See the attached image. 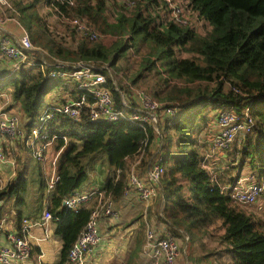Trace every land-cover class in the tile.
Masks as SVG:
<instances>
[{"label": "trees", "instance_id": "1", "mask_svg": "<svg viewBox=\"0 0 264 264\" xmlns=\"http://www.w3.org/2000/svg\"><path fill=\"white\" fill-rule=\"evenodd\" d=\"M74 1V5L61 4L56 0L37 2L58 7L67 16L72 13L85 17L105 34L114 33L116 28L125 31L130 27L132 34L143 32V44L154 45L158 57L169 60L178 77L201 85L187 87L170 98L177 101L178 104L172 105L182 112L176 121L166 126L174 130L169 140L162 131L161 136L156 137L153 127L145 131L124 121L116 124L91 122L87 118L75 121L53 112L49 128L52 135L58 136V149L65 148V151L57 167L58 181L54 188L49 191V186L42 185L40 192L45 194L46 186L50 193L48 210L58 218L55 234L63 242L58 264H70V250L91 218L92 205L78 213L63 207L64 199L81 190L88 178L83 160L100 152L108 154L109 163L116 171L102 189L119 202L124 198L128 184V176L123 173L127 160L137 155L145 141L149 139L150 147L156 138L162 143L164 154L161 158L165 169L158 205L162 204L163 221L171 231L176 236L185 233L191 237L209 235L213 238V233L209 231L217 227L222 231L216 240L217 245L228 252L231 264H264V190L259 214H249L240 208L230 196L222 193L220 186L201 166L208 141L205 139L202 142L193 136L199 132L197 128L201 121H204L206 129L211 128L215 115L211 118L206 115L205 110L209 106L215 112L224 106L234 108L238 114L249 110L255 121V128L250 134L258 137L255 142L248 137L241 167L247 165L259 183H264V0H188L187 7L211 25L212 30L206 36L199 35L190 25L172 20L163 27L159 16L152 17L147 13L148 6H158V0H150L146 7L140 8L132 17V25L125 16L112 24L106 15V1ZM67 30L72 32L68 27ZM30 32L33 43L45 46L51 55L62 60L105 63L114 54L112 64H116L127 48V44L108 48L86 39L71 49L54 42L45 43L38 38L36 31L31 29ZM177 53L191 54L192 57H178ZM154 65L153 59H147L144 70H150ZM60 82L50 81L41 72L21 70L9 76L0 88L12 87L13 98L20 102L30 131L43 114V96ZM202 83L207 85L202 87ZM72 89L70 96L77 97L76 90ZM111 89L120 107L121 96L114 86ZM203 131L204 128L200 129V133ZM69 137L78 142L72 139L66 143ZM15 182L0 190V201L13 196L17 198L16 203L25 201L24 194L29 186L27 179L19 173ZM143 256L145 264H150L144 252Z\"/></svg>", "mask_w": 264, "mask_h": 264}, {"label": "built area", "instance_id": "2", "mask_svg": "<svg viewBox=\"0 0 264 264\" xmlns=\"http://www.w3.org/2000/svg\"><path fill=\"white\" fill-rule=\"evenodd\" d=\"M61 4L74 5V0H56ZM106 2L124 3L132 6L131 0H103ZM167 6H170L167 4ZM58 7H56L57 9ZM14 9L8 0H0V58L10 62V76L18 71L31 70L35 73L41 72L50 81H61L76 90L77 97L58 98L51 107H47L37 124L27 133L25 143L32 152L33 157L43 167L49 166L48 173L51 174L48 181L49 191L54 188L58 181L57 167L63 155V148L58 150L49 161V150L58 136L51 134L49 124L54 118L53 112L62 114L75 121L87 118L91 122L116 124L121 121L128 122L136 128L144 129L153 127L159 136L162 123L171 125L181 110L172 104H164L155 100L149 92L133 86L124 81L118 85L115 81L110 84L111 79L106 75H113L111 67L105 63H95L89 60H62L51 55L49 51L34 45L30 31L20 22ZM62 16V15H61ZM171 20L180 24H188L179 9L170 11ZM15 26L20 30L16 35L9 28ZM67 27L76 29L79 35L91 41L102 38L101 33L93 26L78 19L67 21ZM110 80V81H109ZM114 89L121 96L120 107L114 97ZM130 89V94L126 90ZM73 90V89H72ZM255 121L249 110L243 114H237L232 107L220 108L215 113V119L207 134L213 133L211 141H208L201 166L208 171L212 181L216 180L217 174L211 167L215 154L229 149L239 134L253 133ZM0 133L9 139L16 140L23 134L19 114L6 113L0 109ZM148 134H146L147 136ZM66 139V138H65ZM149 145V139L145 141L137 153L143 147ZM159 158L150 167L148 179L144 180L139 173L132 171L128 174V184L124 190V196L134 193L138 198L148 205L157 198L158 186L163 179L165 169ZM7 165L12 167L15 174L16 163L8 157V153L0 144V190L7 186L3 185L1 174ZM119 174L120 171L118 170ZM255 175L246 173L233 187V197L245 205H254L261 192ZM93 204L91 218L85 230L74 243L69 253L70 264H90L88 257L97 249L102 237L99 223L103 219H118L120 212L115 208V202L111 194L102 188L95 187L91 190H76L63 201V207L71 212L78 213L82 208ZM58 222V218L47 209L40 221L31 222L24 219L22 227L17 233L8 235V245H0V264H24L31 256L32 241L41 244L52 237V225ZM44 230L43 237H36L33 233L35 227ZM145 244L143 252L150 264H177L183 252H181L180 240L168 227L163 226L156 229L147 223L145 232ZM186 243L188 235L184 234Z\"/></svg>", "mask_w": 264, "mask_h": 264}, {"label": "rangeland", "instance_id": "3", "mask_svg": "<svg viewBox=\"0 0 264 264\" xmlns=\"http://www.w3.org/2000/svg\"><path fill=\"white\" fill-rule=\"evenodd\" d=\"M37 1L38 0H8L15 11L13 14L17 15L20 22L29 31L31 29H33V31H36L40 40H43L45 43L54 42L58 45L74 49L82 40L87 39L86 37L75 32L70 33L67 30L68 19L65 16H61L55 7L46 4V2ZM148 1L150 0H131V2H134L132 6H128L127 4L118 2H106V15L112 24H116L121 16H125L126 18L130 19L132 25L134 23L132 19L133 15H135V13H137L140 8L146 7ZM164 4H169L170 10L165 7ZM187 5L188 0H158V6L156 4L148 6L147 13L152 17L159 16L162 21V26L164 27L169 21H171L170 11H172L173 9H179L181 11L182 17L188 20V24L194 27L199 35H208L212 30L211 25L208 23V21L201 19L195 12L188 8ZM67 17L73 18L78 16L71 13ZM99 32L102 35V38L100 40L96 42L89 39L87 40L95 44H102L108 48L116 45V48L119 46L124 47V45L127 44L126 50H124L121 58L116 64H112L114 54L110 55V57L106 61H104L105 64L111 67L113 70V75H110L109 72L106 73L107 77L111 79L112 84L114 81L118 85H123L124 81L130 82L133 86L149 92L152 97H154L153 95L157 93L158 96L154 97V99L164 104H178L175 99L170 98L174 97L175 95H179L181 91H183L187 87L194 88L201 85L190 83L188 82V80L178 77L177 74L173 72L170 61L166 60L163 57H158V53L156 52L154 45H150L148 42H145L143 44V32L132 34L131 27L125 31L116 28V31L114 33L108 34H105L101 31ZM131 35H133V38H130ZM34 45L38 48L49 51V49L43 45L35 43ZM177 56L189 58L192 57L191 54L181 53H177ZM147 59H153L155 61V65L150 70H144L146 68L145 63ZM0 84H2V81H0ZM206 85V83H202V87H205ZM6 89L11 91V93L13 92L11 86ZM71 91L72 87L70 85H66L63 82L58 83L52 88L49 93L43 96L41 113H44L47 107H51L53 105V100H55L54 93L57 92L55 94L57 95V98H59V95L62 94H64L66 98H69L71 97ZM126 94H130V89L126 90ZM14 102L16 105L11 110L15 111L21 117V129L23 134L19 136L18 141L22 143L23 137L30 129V127H28L29 121H27V119H24L23 117L20 102H17L15 100ZM205 112L206 115L208 114V117H212L210 106L205 110ZM166 126H168L166 123H162L159 133L160 131H162V134L164 135L166 140H169L170 138H172L174 130ZM205 127L206 125H204V121H201L197 128L199 132L197 134L195 133L193 136L197 137L202 142L205 139L210 142L214 135V132L206 134L209 129H206ZM202 128H204V131L200 133V129ZM155 135L156 137L159 136L156 131ZM248 137H252L253 141L255 142L258 136L256 134H239L228 150L221 151L220 153L214 155L211 162V167L217 174L218 181L223 184V186L232 184V181L236 179L239 174L244 175L248 171L250 172L247 165L241 167L242 154L248 147ZM72 139L73 138L69 137L68 140H66V143H69ZM73 141L76 140L73 139ZM53 144L56 145L57 142L54 141ZM161 144L162 143L160 139L156 138L155 142L152 143V146L149 147V145H147L143 147L138 155L129 158L123 170V173L126 175V177L130 172L136 171L140 174L141 177L149 181L148 172L150 167L164 154V150L161 149ZM199 144L203 145L200 141ZM207 149L208 148H206V150ZM56 151L57 150H55L54 153ZM63 151H65V148H63ZM7 153L8 157H12V160L16 163L18 172V169L20 170V164L22 165L23 162L20 161L21 163H19L17 155H11L9 152ZM83 164L85 166L88 180L85 182L82 188L89 186L91 183L98 182L99 179L106 180L116 171L115 167H112L110 165L109 157L106 152H100L87 156L83 160ZM46 174L49 175L47 171ZM3 185L7 186L5 182H3ZM16 200V196H13L6 200L4 205V212L5 214H7V216L14 217L16 211L14 210L13 204L16 202ZM260 200L261 202L259 205L257 204L249 207H239L249 214L257 215L260 213V207L263 206V198L261 197ZM16 205L19 209H23L22 203L17 202ZM160 212H162V210H160L156 216L152 217L150 216L151 214L149 213L148 207V213L146 217L147 223L151 226L154 225L155 227L166 226L171 231L169 225L163 221ZM146 228L147 224H145V226L143 227L144 242ZM209 232L213 233V238L206 237L204 235L191 237L190 234H188L189 237H191V241L187 244L183 238V234H181V236L175 235L180 240L181 252H183L185 248L189 247V252L194 257L198 258L201 248V250L209 252L206 256L207 264H216V262L219 264H230L231 261L228 260V252L225 249H222L221 251L218 250L217 256H213L212 254V252L216 251V247H218L217 238L222 234V231L219 228L214 227ZM53 237L56 241H61V237L59 235L54 234ZM207 241L211 242L208 245L204 246ZM192 243L195 244V248H193ZM212 247L214 248V250H209L212 249ZM189 258L190 256H183L185 262H187V259ZM211 258H213V260Z\"/></svg>", "mask_w": 264, "mask_h": 264}, {"label": "crops", "instance_id": "4", "mask_svg": "<svg viewBox=\"0 0 264 264\" xmlns=\"http://www.w3.org/2000/svg\"><path fill=\"white\" fill-rule=\"evenodd\" d=\"M9 29L16 35H20V30L15 26H11ZM9 69L10 62L0 58V81H2V84H5L7 82V78L10 76ZM56 93H54V102L58 99L57 95H55ZM61 97H63V94L59 96V98ZM15 105L16 104L11 91L6 88H0V109L4 110L6 113L17 114L15 111L11 110ZM215 113L216 112L213 110V117ZM27 133L23 137L22 143L19 142L18 139L12 140L0 133V144H2L5 150L11 155H17L19 163H21L20 161L23 162L22 165L20 164V170L18 169V172L16 168L15 174L12 173V167L7 165L1 174L2 182H5L8 187L9 185L16 183L15 181H17L18 178L17 175L21 173L29 183L28 190L26 194H24L25 201L22 202L23 209H19L16 205V202L13 204L14 210L16 211L14 217L7 216V214L4 212L5 202L11 197L4 198L0 201V245L9 244L8 235L10 233L19 232L24 219H29L31 222L40 221L43 213L48 209L50 203V193L47 191L46 186L45 194L40 192L42 185L48 186V181L51 174L49 173V175H47L46 171L50 168L48 165L43 167V165L33 157L32 152L27 148L25 143ZM60 149H58V144H52L49 150L50 155L48 156L49 163L50 160L55 156L56 152ZM55 150L57 151L54 153ZM10 158L12 159V157ZM43 179H45L44 184H42ZM108 179H99L98 182L91 183L89 186L82 188L81 190H91L95 187L102 188ZM160 184L158 186L159 194L157 198L154 199L149 205L141 201L134 193H131L126 197L124 196V198L119 202L114 201L115 208L120 212V217L116 220L103 219L100 221L99 230L102 237V242L100 246L95 249L92 255L88 257V262L90 264H145V259L143 256V247L145 243L143 244L142 241L144 240L143 227L145 224H147L146 217L148 213V207L149 213L151 214L150 216L152 217L156 216L157 213H159V211L163 208L162 204L161 206L158 205L161 195ZM90 205L93 206L92 203ZM160 214L162 216V212H160ZM21 217L22 220L20 222L19 220ZM153 227L156 229H161L163 226L155 227L153 225ZM55 228L56 225L53 224L52 237L50 240L41 244L32 241L33 250L31 256L24 264H58L60 261L63 242L62 238L60 242L54 239L53 235L55 234ZM33 233L36 237H43L44 230L38 226L34 228ZM206 237L210 236L208 235ZM210 242L211 241H207L204 246L208 245ZM192 246L195 248V244L192 243ZM216 248V251L212 252L213 256H217L218 250H222L219 248V246ZM209 250H214V248L212 247V249ZM208 253L209 252H205L200 248L199 257L196 258L189 252V247L185 248L183 250V254L190 256V258L187 259V262H185L183 259L184 255L182 254L177 264H207L206 256ZM211 259L213 260V258ZM228 260H230L229 257ZM216 264L219 263L216 262Z\"/></svg>", "mask_w": 264, "mask_h": 264}, {"label": "bare ground", "instance_id": "5", "mask_svg": "<svg viewBox=\"0 0 264 264\" xmlns=\"http://www.w3.org/2000/svg\"><path fill=\"white\" fill-rule=\"evenodd\" d=\"M149 3V2H148ZM167 5V4H166ZM165 7H167L169 10H170V8H169V6H165ZM57 11H58V13L60 14V15H62V16H65L68 20L67 21H69V19L70 20H74V19H78V20H80V21H82V22H85V23H87V24H89V25H92V24H90L89 23V21L87 20V18H85V17H73V18H70V17H67V14H65L62 10H60L59 8H57ZM187 25H189V24H187ZM72 32H75V33H77V31H76V29H73L72 30ZM78 34V33H77ZM226 106H224V107H221V108H225ZM234 109V108H233ZM234 111H235V109H234ZM236 112V111H235ZM237 113V112H236ZM238 114V113H237ZM242 114H243V111H242ZM147 137H149V135H147ZM228 150V149H227ZM226 151V150H225ZM161 164H162V162H161ZM149 173V172H148ZM241 178H243V176L242 175H239V176H237L236 177V179H234L233 181H232V184H230V185H228V186H223V184H221L219 181H218V176H216V180H214L213 182H215V183H217V185L218 186H220V188H221V191H222V193H225L227 196H230L231 198H232V200L235 202V203H237L238 205H240V206H246V207H249V206H254V205H245V204H242V203H240L238 200H236L234 197H233V193H232V190H233V187L235 186V184L237 183V181L238 180H240ZM255 178H256V181H257V184L261 187V192H260V194H259V196H258V198H257V202L261 199V197H262V193H263V190H264V183H262V184H260L259 183V181H258V178L255 176ZM256 202V203H257Z\"/></svg>", "mask_w": 264, "mask_h": 264}]
</instances>
